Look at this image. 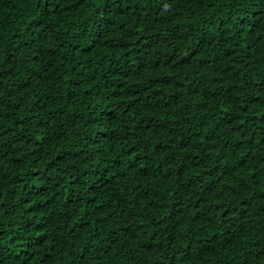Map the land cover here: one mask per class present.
Here are the masks:
<instances>
[{"label":"trees","instance_id":"obj_1","mask_svg":"<svg viewBox=\"0 0 264 264\" xmlns=\"http://www.w3.org/2000/svg\"><path fill=\"white\" fill-rule=\"evenodd\" d=\"M0 264H264V0H0Z\"/></svg>","mask_w":264,"mask_h":264}]
</instances>
